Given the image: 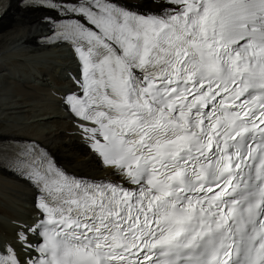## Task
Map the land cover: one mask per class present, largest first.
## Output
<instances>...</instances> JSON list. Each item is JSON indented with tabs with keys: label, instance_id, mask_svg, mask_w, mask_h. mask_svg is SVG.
Segmentation results:
<instances>
[{
	"label": "snow or ice",
	"instance_id": "6c2138e0",
	"mask_svg": "<svg viewBox=\"0 0 264 264\" xmlns=\"http://www.w3.org/2000/svg\"><path fill=\"white\" fill-rule=\"evenodd\" d=\"M12 7L44 11L76 57L61 102L105 174L0 136L39 213L0 264H264V0H0V17Z\"/></svg>",
	"mask_w": 264,
	"mask_h": 264
},
{
	"label": "bare ground",
	"instance_id": "6f19581e",
	"mask_svg": "<svg viewBox=\"0 0 264 264\" xmlns=\"http://www.w3.org/2000/svg\"><path fill=\"white\" fill-rule=\"evenodd\" d=\"M44 15L42 10L12 7L0 17V136L47 146L58 165L70 173L103 176L78 121L61 103L64 92L72 87L71 51L35 42L47 28L41 22ZM36 195L26 177L0 165V243L14 241L17 224L36 220Z\"/></svg>",
	"mask_w": 264,
	"mask_h": 264
},
{
	"label": "rangeland",
	"instance_id": "374dc122",
	"mask_svg": "<svg viewBox=\"0 0 264 264\" xmlns=\"http://www.w3.org/2000/svg\"><path fill=\"white\" fill-rule=\"evenodd\" d=\"M56 48H57V47H56ZM52 49H53V48H52ZM53 52H54V54H53V55H55V56H56L57 54L55 53L54 49H53Z\"/></svg>",
	"mask_w": 264,
	"mask_h": 264
}]
</instances>
